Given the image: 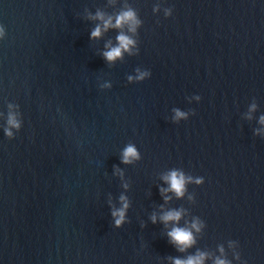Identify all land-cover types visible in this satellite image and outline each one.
Here are the masks:
<instances>
[{
  "label": "water",
  "instance_id": "obj_1",
  "mask_svg": "<svg viewBox=\"0 0 264 264\" xmlns=\"http://www.w3.org/2000/svg\"><path fill=\"white\" fill-rule=\"evenodd\" d=\"M0 264H264V0H0Z\"/></svg>",
  "mask_w": 264,
  "mask_h": 264
}]
</instances>
